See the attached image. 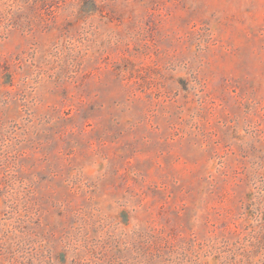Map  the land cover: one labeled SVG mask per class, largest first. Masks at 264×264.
Masks as SVG:
<instances>
[{
    "label": "rangeland",
    "instance_id": "obj_1",
    "mask_svg": "<svg viewBox=\"0 0 264 264\" xmlns=\"http://www.w3.org/2000/svg\"><path fill=\"white\" fill-rule=\"evenodd\" d=\"M0 264H264V0H0Z\"/></svg>",
    "mask_w": 264,
    "mask_h": 264
}]
</instances>
